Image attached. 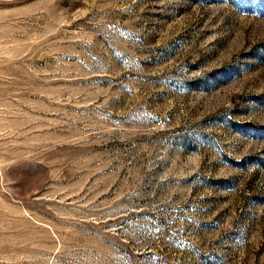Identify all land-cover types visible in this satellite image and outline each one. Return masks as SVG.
Returning a JSON list of instances; mask_svg holds the SVG:
<instances>
[{
  "label": "rangeland",
  "instance_id": "374dc122",
  "mask_svg": "<svg viewBox=\"0 0 264 264\" xmlns=\"http://www.w3.org/2000/svg\"><path fill=\"white\" fill-rule=\"evenodd\" d=\"M0 264H264V0H0Z\"/></svg>",
  "mask_w": 264,
  "mask_h": 264
}]
</instances>
